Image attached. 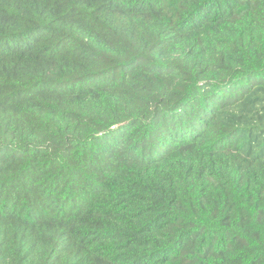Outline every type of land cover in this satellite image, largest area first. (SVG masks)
<instances>
[{
	"label": "trees",
	"instance_id": "1",
	"mask_svg": "<svg viewBox=\"0 0 264 264\" xmlns=\"http://www.w3.org/2000/svg\"><path fill=\"white\" fill-rule=\"evenodd\" d=\"M0 264H264V0H0Z\"/></svg>",
	"mask_w": 264,
	"mask_h": 264
}]
</instances>
